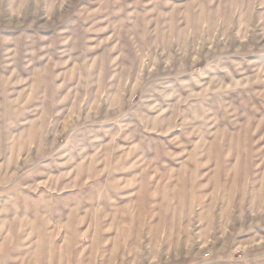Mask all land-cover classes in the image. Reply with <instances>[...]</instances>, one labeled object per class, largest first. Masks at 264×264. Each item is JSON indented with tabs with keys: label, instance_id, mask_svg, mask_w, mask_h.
I'll use <instances>...</instances> for the list:
<instances>
[{
	"label": "rangeland",
	"instance_id": "obj_1",
	"mask_svg": "<svg viewBox=\"0 0 264 264\" xmlns=\"http://www.w3.org/2000/svg\"><path fill=\"white\" fill-rule=\"evenodd\" d=\"M0 264H264V0H0Z\"/></svg>",
	"mask_w": 264,
	"mask_h": 264
},
{
	"label": "built area",
	"instance_id": "obj_2",
	"mask_svg": "<svg viewBox=\"0 0 264 264\" xmlns=\"http://www.w3.org/2000/svg\"><path fill=\"white\" fill-rule=\"evenodd\" d=\"M209 255H206V257H208Z\"/></svg>",
	"mask_w": 264,
	"mask_h": 264
}]
</instances>
